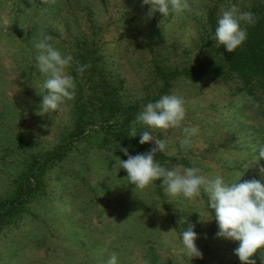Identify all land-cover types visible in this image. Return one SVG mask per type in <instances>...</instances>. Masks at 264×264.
<instances>
[{"label": "rangeland", "instance_id": "374dc122", "mask_svg": "<svg viewBox=\"0 0 264 264\" xmlns=\"http://www.w3.org/2000/svg\"><path fill=\"white\" fill-rule=\"evenodd\" d=\"M189 2L191 11L163 17L149 15L143 0H0V206L16 203L0 218V264H104L113 253L119 264H241L238 242L217 238L205 193L169 197L161 181L136 189L119 170L117 158L127 157L117 133L130 135L143 106L159 99L155 69L221 55L215 28L232 6L264 11L263 0ZM44 35L73 56L75 96L55 112L40 110L44 77L34 44ZM78 64L87 65L83 74ZM167 94L184 99L186 115L180 127L157 130L166 141L160 154L171 159L158 163L264 184V160L256 158L264 145V91L249 95L237 80L203 76L179 78ZM76 109L83 111L80 136ZM194 126L198 134L184 144L183 128ZM135 127L139 141L146 129ZM189 225L199 258L181 243ZM251 259L264 264V251Z\"/></svg>", "mask_w": 264, "mask_h": 264}, {"label": "clouds", "instance_id": "9594fccd", "mask_svg": "<svg viewBox=\"0 0 264 264\" xmlns=\"http://www.w3.org/2000/svg\"><path fill=\"white\" fill-rule=\"evenodd\" d=\"M150 5L149 15L159 12L163 17L169 12L183 14L192 10L189 0H143ZM255 16L250 11H239L234 5L217 20L214 41L216 46H222L228 53L234 52L247 40V31L241 25L254 24ZM52 37L44 35L34 44L37 50L35 57L38 71L44 77L43 94L40 110L55 112L61 106L74 99L75 81L69 72L73 56L65 54L52 42ZM87 65H77L76 71L83 74ZM184 99L176 94L162 95L157 101L149 102L137 114L130 128L132 138L138 135L135 125H142L146 130L139 138L141 145L153 143L149 152L130 155L126 148L120 150L127 160L119 159V170L127 172V180L136 189H145L155 181H161V186L169 197L182 196L185 199L207 195L208 206L212 209L218 231L217 238L238 242L234 255L241 264H255L251 259L258 251H264V184L255 178L244 180V175L237 174L235 182H228L222 175L207 178L199 174L193 167H164L155 159L156 153L166 149V141L158 138L157 130L178 128L185 119ZM184 144L198 134V127L183 128ZM161 137V136H159ZM258 162L264 160V145L257 150ZM258 164V163H257ZM259 172L264 177V167ZM181 243L188 256L199 258L202 253L196 245L198 235L194 225H189L181 234ZM104 264H119L118 256L113 253Z\"/></svg>", "mask_w": 264, "mask_h": 264}, {"label": "trees", "instance_id": "16d2710c", "mask_svg": "<svg viewBox=\"0 0 264 264\" xmlns=\"http://www.w3.org/2000/svg\"><path fill=\"white\" fill-rule=\"evenodd\" d=\"M250 12L254 14L256 22L251 25L246 24L247 40L234 52L228 53L221 46V55L210 53L204 61L194 63L181 70L174 69L166 72L157 67L155 74L163 83L159 98L167 94L171 82L179 78L189 82H198L203 76H211L222 82L237 80L245 87L249 95H253L255 89L264 91V11L253 8ZM76 110L78 119L74 135L80 136L83 131V111ZM117 138L132 155L146 153L139 141L130 135L119 132ZM155 159L171 161L169 158L162 157L160 153H156ZM15 204V201H11L0 206V218L12 213L16 207Z\"/></svg>", "mask_w": 264, "mask_h": 264}]
</instances>
